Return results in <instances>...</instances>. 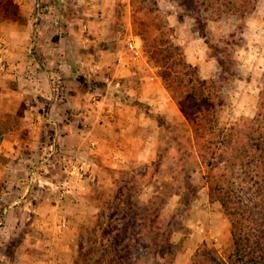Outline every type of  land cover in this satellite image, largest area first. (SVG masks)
Wrapping results in <instances>:
<instances>
[{
    "label": "rangeland",
    "instance_id": "1",
    "mask_svg": "<svg viewBox=\"0 0 264 264\" xmlns=\"http://www.w3.org/2000/svg\"><path fill=\"white\" fill-rule=\"evenodd\" d=\"M13 1L24 11L31 38H37L40 32H36V25L41 22L63 28L62 33L67 34H62L66 37L62 47L54 44L59 37L55 31H44L42 40L43 48L58 49L66 61L48 64L45 53L41 54L45 60L38 68L44 67L48 81L45 86H32L24 79L31 77L36 67L19 61L16 64L20 68L11 67L7 42L13 32L0 30L6 37L0 36V94L6 86L33 87L34 95L39 91L37 96L49 110L51 95L41 91L48 84L54 95L52 101L66 103L61 75L68 72L72 82L67 87L76 93L86 92L92 105L86 129L101 132L109 101L112 107L118 106L115 117L119 121L115 118L114 124L108 125L110 133L118 130L115 145H104L98 156L67 158L59 145L71 114L67 106L62 105L63 112L54 107L55 115L46 126L47 139L39 149L40 158L16 179V184L1 182L3 189L13 185L20 197L25 192L26 205L23 200L9 211L17 216L14 210L25 205L28 214L24 220L18 217L9 221L5 208L13 202L14 197H9L13 194L0 202V264H119V238H123L130 222L136 237L146 229L135 248L147 258L138 264H193L201 247L221 253L230 242V223L220 203L209 195L204 166L189 152V139L193 137L162 85L161 70L155 66L156 59H161L156 48L166 51L175 45L202 79L215 78L222 61L223 76L235 78L224 91L219 127L226 129L251 120L264 81V0H256L254 10L241 23L226 18L221 23L212 21L197 12L198 6L190 0H40L38 6L37 0ZM55 3L58 11L51 7ZM182 3L191 6L181 7ZM59 14L61 19L57 18ZM7 24L0 20V27ZM238 28L241 31L237 32ZM230 29L237 32L236 39L232 51L224 55L218 41ZM141 35L149 46H144ZM167 40L172 46L158 45ZM129 43L138 47L137 56ZM155 44L160 47L154 48ZM29 49L25 54L42 53L34 47ZM20 70L26 75L19 84L6 76ZM24 116L23 107L12 114L16 135L27 134ZM131 119L132 125L124 124ZM79 150L86 148L79 145ZM4 173L0 172L1 177ZM51 174L55 176L54 192L76 199L68 198L67 203H72L60 205L55 212L45 192L43 205L36 203L35 197L46 183L44 178ZM35 217L55 220L41 223Z\"/></svg>",
    "mask_w": 264,
    "mask_h": 264
},
{
    "label": "trees",
    "instance_id": "2",
    "mask_svg": "<svg viewBox=\"0 0 264 264\" xmlns=\"http://www.w3.org/2000/svg\"><path fill=\"white\" fill-rule=\"evenodd\" d=\"M190 1L198 6L197 12L219 23L224 18L243 22L256 2ZM186 5L191 6L182 3L181 7ZM23 14L13 0H0L1 21L26 24ZM237 32L230 29L219 39L221 54L232 51ZM141 39L145 47L149 46L143 35ZM171 44L168 40L158 43L162 47ZM158 45L153 47H160ZM156 50L161 55L155 66L161 70L162 85L185 118L193 137L189 139V152L204 166L203 178L209 195L220 203L230 223L228 246L221 253L201 247L193 264H264V81L254 118L223 129L219 127L218 117L224 106V91L235 75L223 76L225 68L219 60V74L212 79H202L175 45L171 50ZM132 227L130 222L122 233L123 238H119V264H138L147 258L135 248L136 244H141L139 238L146 229L142 228L136 237L137 232Z\"/></svg>",
    "mask_w": 264,
    "mask_h": 264
},
{
    "label": "crops",
    "instance_id": "3",
    "mask_svg": "<svg viewBox=\"0 0 264 264\" xmlns=\"http://www.w3.org/2000/svg\"><path fill=\"white\" fill-rule=\"evenodd\" d=\"M40 3V0L36 1V6ZM51 7L55 9V11H58L59 5L57 3L53 4ZM54 11V10H53ZM56 13V12H54ZM48 14H45L44 17H47ZM58 19H61V16L59 14ZM27 24H18V23H10L7 25H4L0 27V30H11L13 32V36L9 37L8 43V58L7 61L10 63L11 67L18 68L20 65L16 64L17 61L20 63H25L26 66L29 65L31 62L34 64L33 67H36V70L34 71L35 73L30 77L27 76L24 81L26 83H29L32 86H38L42 85L45 86L46 80L48 81L49 74L45 72L44 67L43 68H38L40 67L39 65L44 62L46 59V62L48 64L52 63L55 65L56 62H64L66 60L65 56H62L61 54L57 53L60 52L58 49L55 50L53 49H45L43 48L44 42L42 40L43 38V32L46 31L48 32L49 30L55 31L58 34V40L57 42L55 41L56 46H63L64 41L66 37H63V35L66 36L67 33H62L63 28L61 27H56V29L52 25L45 23H40V25H36V32H40L35 39L34 37L31 38L32 32L30 31V25ZM54 24H58V22H54ZM32 27V26H31ZM51 27V28H50ZM38 28V29H37ZM64 29V30H68ZM65 32V31H64ZM4 32L0 33L1 37H6L3 35ZM36 34V33H35ZM63 34V35H62ZM17 36L16 38L14 36ZM13 37V38H12ZM8 40V39H7ZM30 48L34 47V51L41 50L42 53H34L32 55H27L25 54L26 50L30 52ZM41 47V49H40ZM28 48V49H27ZM54 52L53 55L51 53ZM46 55V58L44 59L43 56ZM56 53V54H55ZM43 56H42V55ZM42 62V63H41ZM10 67V66H9ZM10 67V71L12 70ZM20 68V67H19ZM14 71V70H12ZM11 71V72H12ZM22 70L15 71L14 73H8L6 76L9 78H13L15 82H18L19 80H23V76L26 74H21ZM20 74L19 76L17 74ZM53 75V74H52ZM61 75V74H60ZM63 83H64V98L66 99V103L63 104H58L52 101V98L54 95H52V92L50 90V86L47 84L46 90L41 94H44L45 96L48 94L49 96L51 95V106L48 104L50 109L48 110L47 108L45 109V106H43V102L41 99V96H37V93L40 92L36 91V95H34L33 87H15L13 89L8 88L6 86L5 92H3V95L0 94V159H2L3 162L0 163V172L5 171L6 177H1L0 174V202H3L5 199V196L9 194V197L13 196V202L8 205V207L5 208V211H8V215L6 217L7 220L13 221L17 220L18 217H20V221L24 220L27 218V212L24 207L26 205L25 203V192L21 196L19 193H15L13 185L16 184V179L19 178L21 175H24L29 171L28 169H31L29 166H31L33 163L37 161L38 158H40L39 155V149L42 148L43 142L47 139V131L46 126L49 122H52V119H50L51 116L54 114V107L58 106L60 110H63L61 107H65L68 112L71 114L69 119L67 120V123H65V130L64 131V136H62L60 140V145H59V151L62 152L63 154H68L67 158H70L73 155H81L82 157H91V156H98L99 154H102V150L105 149V146H110V145H115V141L117 140L118 136V130L116 132H111L108 129V125L114 124L112 120H115L116 116V109H118L117 105L116 107H112L109 101L107 109H104L105 115L103 116V123L101 125V132H92V129H86V117L87 113L89 112V108L92 107L91 103L87 101V93L78 91V93L73 91L72 88H69L72 82V77L68 72H64L61 75ZM15 78V79H14ZM29 79V82L28 80ZM69 86V87H67ZM37 89V88H36ZM34 100V102L31 100ZM84 98V101L82 99ZM29 101L31 103H29ZM41 102V103H40ZM102 102V101H101ZM99 103V102H98ZM118 103V102H117ZM45 105V104H44ZM94 105V104H93ZM19 107H23V111L25 113L24 116V127L27 129V134L22 136L18 133L16 135L15 127L11 126L13 124L12 122V114L16 110H18ZM115 108V110H114ZM55 115V114H54ZM85 117V118H84ZM85 119V122L83 120ZM119 121V118L117 119ZM132 121V119H131ZM129 120H124L125 125H132L133 121L131 122ZM52 124H55L54 122ZM119 125V122L117 123ZM94 129V128H93ZM95 130V129H94ZM97 130V129H96ZM95 130V131H96ZM113 130V131H115ZM25 132V131H21ZM66 133V134H65ZM19 143L23 144L26 143L27 146H21ZM79 145H83L86 148L85 150L80 151L79 150ZM91 145V147H90ZM15 146H19V149H17ZM96 146V147H95ZM51 147V146H50ZM21 149V150H20ZM66 155H64L65 157ZM104 156V155H103ZM82 161V160H80ZM70 171V169H69ZM4 173V174H5ZM54 175H49L47 178H44L46 183H43V186L38 188L40 191L39 197H36V203H41L42 205L46 202L45 201V196L44 192L46 194V200L49 202V206H51L53 212L57 211L59 209L60 205H70L67 203L68 198L70 199L71 196L65 197L64 195H59L57 192H54V188L56 187L54 183ZM2 180V181H1ZM5 180H8V182H12L13 185L5 187V189L2 188L1 182H5ZM46 184V185H45ZM49 186V187H48ZM27 191L26 189H24ZM27 195V193H26ZM28 197V196H27ZM33 196V198H35ZM53 197V198H52ZM4 198V199H3ZM72 199V198H71ZM25 205L22 207H19L18 209H15L14 211L18 212V215L16 216L15 213H11L9 209L18 204L19 202H23ZM43 200V202L41 201ZM76 199H72V201H75ZM45 201V202H44ZM54 201V203H53ZM56 202V203H55ZM27 213V214H26ZM38 211L36 212V214ZM39 214V213H38ZM54 217H41L39 220L37 217V222H43V221H50ZM35 221V220H34ZM35 247V246H34ZM36 251V248H35ZM37 252V251H36Z\"/></svg>",
    "mask_w": 264,
    "mask_h": 264
},
{
    "label": "built area",
    "instance_id": "4",
    "mask_svg": "<svg viewBox=\"0 0 264 264\" xmlns=\"http://www.w3.org/2000/svg\"><path fill=\"white\" fill-rule=\"evenodd\" d=\"M129 49L131 50V51H133V53L135 54V56H137L138 54H139V52H138V47L137 46H135L134 44H132V43H129Z\"/></svg>",
    "mask_w": 264,
    "mask_h": 264
}]
</instances>
